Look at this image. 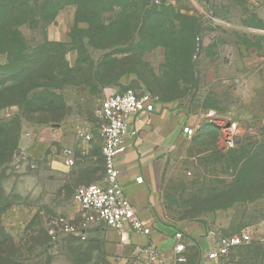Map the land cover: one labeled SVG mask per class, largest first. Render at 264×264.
Segmentation results:
<instances>
[{"label":"rangeland","instance_id":"374dc122","mask_svg":"<svg viewBox=\"0 0 264 264\" xmlns=\"http://www.w3.org/2000/svg\"><path fill=\"white\" fill-rule=\"evenodd\" d=\"M62 1L0 0V9L14 25L7 29L9 35L0 28V81L6 73L15 75L14 62L26 59L32 70L40 67L37 74L46 75L42 82L47 85L35 92L39 104L32 103L35 94L22 99L17 82L0 87V158L15 146L11 159L0 162L1 225L12 241L7 263L126 264L108 250L101 232L86 239L67 235L54 240L47 226L57 215L74 212L79 185L104 177L99 101L115 91L140 92L144 83L134 75L106 86L83 80L96 72V59L133 48L136 34L123 27H134L146 14L143 38L149 52L142 57L136 53L137 68L157 85L163 100L185 107L190 117L185 126L194 128L191 137L183 136L165 156L163 215L203 237L247 230L252 241L234 252L236 264H264L262 4L250 8L247 0H166L157 7L148 0L149 9H134L130 0L129 9H120L126 0H92L107 9L102 17L112 29L76 25L70 31L73 46H65L54 40L57 16L46 21L41 15ZM84 18L75 14L77 23L86 22ZM99 42L119 46L96 50L90 45ZM52 99L57 108L48 104ZM7 139L9 149L4 150Z\"/></svg>","mask_w":264,"mask_h":264},{"label":"built area","instance_id":"2783aa9c","mask_svg":"<svg viewBox=\"0 0 264 264\" xmlns=\"http://www.w3.org/2000/svg\"><path fill=\"white\" fill-rule=\"evenodd\" d=\"M154 5H161L164 0H149ZM264 6V0H263ZM160 97L151 91L137 92L133 89L115 91L104 95L96 109L97 115L103 120L101 126V152L104 161V177L98 183L79 185L73 196L74 212L59 214L47 226L48 234L54 239L73 235L87 238V232L95 226L127 233L128 231L144 232L145 226L137 213V209L124 192L120 180V170L116 166V157L127 150L126 139L135 136L137 131L128 130V122L132 115L152 112ZM185 135L191 137L192 126L183 128ZM90 141V134L85 135ZM70 164L74 160H68ZM143 183L144 177L136 178ZM124 236V235H123ZM176 245L174 255L169 262L154 243L139 246L133 259L127 264H185L187 262L186 234L184 230L175 231ZM210 249L206 264H234L232 254L251 243L252 236L247 230L236 234L210 232Z\"/></svg>","mask_w":264,"mask_h":264},{"label":"crops","instance_id":"0c3cea01","mask_svg":"<svg viewBox=\"0 0 264 264\" xmlns=\"http://www.w3.org/2000/svg\"><path fill=\"white\" fill-rule=\"evenodd\" d=\"M247 1L250 8L256 5L258 1L263 6V0ZM76 11L75 5L66 6L60 10L55 23L58 31L54 39L56 42L73 46L70 31L76 25L85 26V28L90 26L87 22L77 23L75 21ZM68 18L72 20H66ZM221 21L234 25L225 20ZM74 51V49H70L69 55L71 57L69 60H74ZM189 118L181 103L160 101L156 104L154 111L135 114L129 119L128 130L130 132L136 130L137 134L126 139L127 150L116 157V166L120 170V180L124 192L136 207L137 213L144 223L145 231H128L122 234V232L106 227L95 226L87 232V238L95 231L101 232L108 250L125 258L126 264L133 259L139 246L150 243L156 244L161 249L167 258V262L174 255L176 245L174 235L175 231L180 228L164 217L161 207L164 159L167 151L175 146L183 136H187L184 134L183 128L188 123ZM99 141L101 148V131ZM139 176L144 177L143 183L136 182V178ZM184 232L186 234L185 254L187 256L185 264H206L210 249L209 237H203L202 234L186 229ZM233 262L234 264L237 263L236 254L233 255Z\"/></svg>","mask_w":264,"mask_h":264},{"label":"trees","instance_id":"16d2710c","mask_svg":"<svg viewBox=\"0 0 264 264\" xmlns=\"http://www.w3.org/2000/svg\"><path fill=\"white\" fill-rule=\"evenodd\" d=\"M148 0H131L132 4L136 3L134 9H149L147 7L148 5ZM129 3L130 0H126V3H123L122 5L120 4L119 8L120 9H129ZM142 3V5H140ZM165 3L164 2L161 5H156L157 7H162ZM67 5H75L77 6V11H76V17L77 19L81 17V15H84L85 18L84 20L90 24L91 27H94L96 25L97 30H110L112 28H109L105 25V21H103L102 14L106 12L107 9H99L96 5L92 3V0H63L61 5H59L55 9H43L41 11V15L45 17L46 21L53 20L60 10L64 8V6ZM140 6V7H139ZM153 9V8H152ZM7 17V13L5 9H0V20L5 21L4 23H0V28L3 29L5 34H7V29H11L13 27L12 25L9 24V17ZM97 21H96V20ZM142 22L140 23V19L137 22V24L130 28H124V30L132 31L133 35L136 34V37H133L131 40L132 49H128L126 51H113L112 53H107L103 59H96V64H95V69L96 72H94V75H86L84 78V83L89 84L91 81H95L97 84L106 86V85H113L127 76L134 75L136 77H140V80H143L142 82L144 83V87L141 88L142 91L148 90L151 91L152 93L158 95L160 97L161 102H171L168 100H163L162 97L158 94V91L156 90L157 85L144 77H142V72L138 70L139 62H135V58L137 57L136 53H140L139 56H144L145 52H149V50L145 49V46H147V42L143 38V31L145 27L147 26V17L146 14L144 17L142 16ZM95 20V22H94ZM97 22V23H96ZM119 30H121L119 28ZM119 33V32H118ZM9 35V33L7 34ZM6 36V35H4ZM11 37H13V33L10 34ZM13 39V38H12ZM14 40V39H13ZM99 41V40H98ZM60 43V42H58ZM90 44L94 49L99 50H110L113 47L119 46V43L116 44H110V45H105V44ZM62 44V43H60ZM66 46V45H65ZM42 56V52L39 53V55L34 59L37 60ZM138 56V57H139ZM18 61V60H15ZM31 61H28L26 59H20L19 62H14L12 66L11 72L15 71V75H9L8 73L5 74V78L0 81V87H3L6 84H9L10 82H17L19 84V87L21 88L22 92H24L21 96L22 99H26L27 96H32L35 94V92L40 89L41 87L47 86L44 84L42 81L46 79V75H40L37 74L39 73L40 70H38L40 67H36L35 70H32V65H29ZM32 63V62H31ZM137 65V66H136ZM38 68V69H37ZM152 80H155V75L150 78ZM13 86L8 87L5 91H10L12 90ZM4 96L3 94H0V97ZM37 94L31 97L32 103H38L39 101L36 100ZM46 100V99H44ZM52 101H48V104L52 108H57L56 106H52L53 104ZM13 102V101H11ZM9 102V103H11ZM54 105V104H53ZM34 106V105H32ZM40 110V109H39ZM9 140L7 139L2 145V148L4 150L9 149ZM15 149V146L10 148V154H4V157L0 158V162H7L11 159V153H13V150ZM3 195V190L0 185V264H8L6 261V257L9 254V252L6 250L7 248L11 247L12 241L11 238L5 233V229L1 225V220L2 216L4 214V208L1 204V199ZM8 246V247H5Z\"/></svg>","mask_w":264,"mask_h":264}]
</instances>
